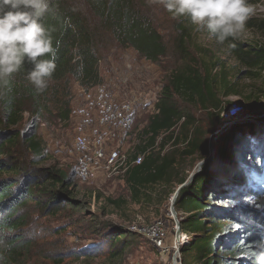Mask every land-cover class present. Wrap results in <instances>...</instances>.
I'll use <instances>...</instances> for the list:
<instances>
[{"label": "trees", "instance_id": "trees-1", "mask_svg": "<svg viewBox=\"0 0 264 264\" xmlns=\"http://www.w3.org/2000/svg\"><path fill=\"white\" fill-rule=\"evenodd\" d=\"M54 3L56 17L48 22L58 28L54 37L60 41V48L56 71L47 88L37 93L21 70L8 88L0 89V264H25L34 255L37 243L30 238L29 208L49 215L42 217L64 215L66 228L79 227L73 214L85 211L87 204L73 193L71 177L55 166L40 167L47 154L38 136V122L47 116L63 123L69 121L72 83L84 90L101 84L98 29L107 32L117 48L131 49L152 64H159L167 56L162 36L135 0H54ZM64 20L69 26L61 27ZM188 43V34L182 28L174 40L181 64L162 85L155 105L157 113L148 118L138 135L134 154L129 156L131 159L144 154L143 162L124 176L133 203H141L149 188L174 182L177 157L205 156L206 135L219 129L221 112L229 104L222 98L241 95L236 85L240 78L235 77L232 82L219 59L198 63L189 53ZM223 45L245 69L241 76L252 79L264 69V46L251 47L231 38ZM216 69L217 75L213 73ZM176 100L192 110L205 112L209 129L199 128L195 116L177 105ZM25 113L30 116L29 122L21 128ZM254 131V126L232 127L220 135L214 143L217 161L231 160L260 172L258 163L264 160V137L257 136L261 146L250 150L249 137ZM169 144L171 152L166 150ZM176 151H181L179 156ZM206 175L214 177L203 167L190 184L181 188L174 203V209L185 214L180 216L181 233L193 236L189 244L180 248L182 263L188 260L189 264H251L252 255L264 245V201L252 207L239 204L238 196H234L232 208L215 206L213 200L217 203L230 200L227 197L234 192L219 180L218 189L208 187L202 200L200 180ZM186 181L185 177L179 178L177 188ZM249 193L247 188L244 195ZM107 202L117 208L126 203L122 199ZM199 206L203 210L197 215ZM96 221V215L92 214L88 229L94 237L91 240L97 243L95 248L78 252L75 257L107 255L112 260L124 257L137 235L113 223L96 224ZM60 229L61 226L51 232L58 234ZM41 253L43 259L56 264L63 263L65 258V252L59 249H44Z\"/></svg>", "mask_w": 264, "mask_h": 264}, {"label": "rangeland", "instance_id": "rangeland-1", "mask_svg": "<svg viewBox=\"0 0 264 264\" xmlns=\"http://www.w3.org/2000/svg\"><path fill=\"white\" fill-rule=\"evenodd\" d=\"M137 5L151 18L153 24L159 34L162 36L163 42L167 48V56L163 58L159 64H149L134 53L133 50H121L117 48L107 32L98 29V38L100 41L99 48V74L101 84L110 94L124 96L125 94L133 95L134 100H157V93H160L162 85L169 74L175 71L181 64V60L176 54L174 40L182 32L184 28L189 38V53L197 58L198 63L207 61L212 58L219 59L225 67V73H228L233 82L235 77L240 78L236 85L241 91L240 96H228L222 98L224 102L231 103L240 100L253 112L260 113L264 111V69L258 76L252 79L242 75L245 71L237 62L226 52L223 44L216 42L206 30L199 29L193 25L186 17L172 18L159 0H135ZM254 8V13L247 20L244 30L236 38L240 43L251 47L264 46V0H248ZM129 68L130 71H126ZM216 69L213 73L218 74ZM81 88L76 84H71V114L68 122H60L56 118L47 116L45 120L38 122L40 137L44 152L47 154L46 159L40 164V167L55 166L63 171L73 180V193L76 194L79 201L86 203L83 212L73 214L74 220H79V227L73 230L66 228L67 221L59 215L58 217H42L49 216L42 211H35L29 208L28 216L30 218V238L35 240L34 255L25 264H56L47 259L42 258V250L54 251L59 249L65 252L64 261L61 264H171L175 252L162 253L154 250L141 235L136 234L135 241L127 249L124 257L117 260L110 259L107 255L94 257H75L78 252H85L95 248L96 242L91 240L93 237L92 230L88 227L91 225V215H96V224L110 222L123 231L130 233L129 228L138 229L146 228L155 222L164 224L166 232V245L172 243L176 227V220H180V216H185L181 212H177L171 206L172 198L177 190L176 181L185 177L187 180L185 186L195 178L203 167L210 170L214 177L206 175L200 180L201 199L205 200L208 187L214 191L218 189L219 180L226 182L234 194L228 196L230 200L212 201L215 206H224L232 208L234 196H238L237 202L241 205L258 207L264 201V178L260 180L258 176L248 174L249 170L243 167L241 163L228 161L220 163L217 161L214 139L216 133L212 132L206 135L207 154L205 156L185 158L181 157L180 152L176 151L178 163L176 166L177 175L171 184H159L149 188L142 197L141 203H133L130 201V194L123 177L114 178L112 180L95 179L91 182H82L75 175V157L73 152V131L76 121L72 119L73 114L78 112V108L83 107V98ZM184 110H187L195 116L198 127L204 131L209 129L207 122V114L199 110H192L188 105L176 100ZM152 108H144L141 116L137 118L133 131L129 136L123 139V143L128 150L130 156L134 154V148L138 145V135L146 125L148 118L152 114ZM143 114V115H142ZM29 115L23 114V122L20 127L27 126ZM263 127V126H262ZM256 129L249 137V149H257V136L264 133L261 126H254ZM245 129V128H244ZM217 136V135H216ZM246 136V135H245ZM264 137V135L262 136ZM210 145V153H209ZM172 145L166 147L167 152H171ZM181 149V148H180ZM176 150V148H175ZM262 154H258L260 157ZM203 163L199 167V164ZM261 168L263 163H258ZM242 165V166H241ZM248 172V173H247ZM255 172V171H254ZM193 176V178H192ZM217 177V178H215ZM249 188L250 193L244 195V191ZM228 189V188H226ZM241 193H238L241 191ZM215 197V195H214ZM107 199H122L123 203L119 208L107 202ZM176 201V200H175ZM173 209V212L171 211ZM198 214L201 213L203 207H198ZM84 213V214H82ZM176 216V218H175ZM82 218V219H81ZM58 234H53V228H59ZM192 236V235H191ZM193 239V236H192ZM181 256V254H180ZM43 260V261H42ZM184 264H189L188 260H184Z\"/></svg>", "mask_w": 264, "mask_h": 264}, {"label": "clouds", "instance_id": "clouds-1", "mask_svg": "<svg viewBox=\"0 0 264 264\" xmlns=\"http://www.w3.org/2000/svg\"><path fill=\"white\" fill-rule=\"evenodd\" d=\"M172 18L186 17L216 42L238 38L254 13L248 0H159ZM54 0H0V89L8 88L21 70L37 93L43 92L56 71L60 41L48 19H55ZM69 26L64 20L61 27ZM234 47V45H231ZM264 264V245L251 257Z\"/></svg>", "mask_w": 264, "mask_h": 264}, {"label": "built area", "instance_id": "built-area-1", "mask_svg": "<svg viewBox=\"0 0 264 264\" xmlns=\"http://www.w3.org/2000/svg\"><path fill=\"white\" fill-rule=\"evenodd\" d=\"M144 61L152 64L149 61ZM126 71H130L129 68ZM102 85L88 90L81 88L84 104L82 108L77 109L78 112L74 113L72 117L76 121L73 131L75 172L77 178L82 182H91L99 178L103 180L124 178L129 169L139 166L143 162L144 154H138L130 159L123 139L131 134L136 120L141 116L144 108H152L151 116L157 113L156 98L153 101H143V99L137 101L131 94L120 97L110 94ZM225 115L222 113L223 117ZM260 129H264V125ZM261 135L263 136L264 133ZM245 167L249 169L248 174L258 176L260 180L264 178V167L260 172H254L248 166ZM182 219L180 218L178 223ZM176 227L170 246L166 245V232L162 222L157 221L142 229L130 227L129 231L141 235L159 252L174 251L175 255L171 264H183L180 248L189 244L192 241V236L181 233V231L177 236V223Z\"/></svg>", "mask_w": 264, "mask_h": 264}, {"label": "water", "instance_id": "water-1", "mask_svg": "<svg viewBox=\"0 0 264 264\" xmlns=\"http://www.w3.org/2000/svg\"><path fill=\"white\" fill-rule=\"evenodd\" d=\"M261 108L264 110V107H261ZM222 113H225L226 115L223 117ZM220 117L222 120V124L219 127V129L214 132L217 135V136L215 135L214 141H216V139L220 135L224 134L225 132L230 130L232 127H248V126H263L264 125V111H261L260 113L253 112L245 105L244 102L240 101L239 99L232 101L231 103L225 105L224 109L221 112ZM208 148H209V153H210V145ZM201 165H203V163H200L199 167ZM184 186L185 184L177 188L172 198V201H171L172 207L175 203V200L178 196L179 191ZM171 211L173 212L172 208H171ZM176 223L178 224V230L176 232V235L179 236L180 235V228H179L180 223H178V220H176Z\"/></svg>", "mask_w": 264, "mask_h": 264}]
</instances>
